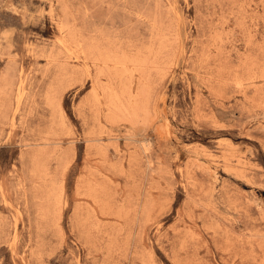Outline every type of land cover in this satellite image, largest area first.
I'll use <instances>...</instances> for the list:
<instances>
[{
  "label": "rangeland",
  "instance_id": "rangeland-1",
  "mask_svg": "<svg viewBox=\"0 0 264 264\" xmlns=\"http://www.w3.org/2000/svg\"><path fill=\"white\" fill-rule=\"evenodd\" d=\"M0 264H264V0H0Z\"/></svg>",
  "mask_w": 264,
  "mask_h": 264
},
{
  "label": "bare ground",
  "instance_id": "bare-ground-1",
  "mask_svg": "<svg viewBox=\"0 0 264 264\" xmlns=\"http://www.w3.org/2000/svg\"><path fill=\"white\" fill-rule=\"evenodd\" d=\"M98 37H99V35H98ZM102 37V36H101ZM173 37V36H172ZM86 38V37H85ZM92 38V37H91ZM93 38H94V35H93ZM103 39V38H102ZM142 39V38H141ZM76 40V39H75ZM106 40V39H105ZM98 41V40H97ZM110 41V40H109ZM116 41V40H115ZM82 42V41H81ZM86 42V41H85ZM89 42V41H88ZM93 42V41H92ZM92 42H91V44H92ZM111 43H112V41H111ZM110 43V44H111ZM87 44V43H86ZM91 44H89L90 46H91ZM104 44V43H103ZM116 44V43H115ZM79 45H81V43H79ZM121 45V44H120ZM126 45V44H125ZM124 45V46H125ZM143 45V44H142ZM99 46V45H98ZM103 46V45H102ZM116 46V45H115ZM115 46L113 47V50L115 49ZM132 46V45H131ZM66 47V46H65ZM133 47V46H132ZM91 48V47H90ZM90 48H89V50H90ZM103 48V47H102ZM106 48H107V46H106ZM111 48V47H110ZM109 48V49H110ZM109 49H107V50H109ZM125 50H123L124 52L123 53H117V52H113L112 50V52L109 50V52H107V54H102L101 56H102V60H103V62H105V63H108L109 64V66L107 67V69L106 70H108V72H109V75H110V78L112 79V78H114V79H116V78H118V79H122L121 77H123L124 75H126L127 73H129V75H131L130 73H132V72H138L139 73V75L140 74H143V72H145V70L143 71V64H148V62H147V60L144 58V60H143V51H141V50H139V48L137 49L138 51L137 52H135L133 55H129V54H127V53H125V52H127L126 51V48H124ZM142 50H143V48H141ZM104 50H105V48H104ZM128 50V49H127ZM136 50V49H135ZM96 51V50H95ZM140 51V52H139ZM119 52V51H118ZM150 52H151V50H150ZM100 53H101V51H100ZM104 53V52H103ZM149 54V53H148ZM97 56H99V55H97ZM100 56V57H101ZM154 56V55H153ZM149 57H150V55H149ZM100 59V58H99ZM151 59H153V58H151ZM87 60V59H86ZM98 61V60H97ZM99 62V61H98ZM145 64V65H146ZM104 65V64H103ZM155 65V64H154ZM158 65V64H157ZM87 66V65H86ZM88 68V67H87ZM100 68V67H99ZM154 68V67H153ZM104 69V68H103ZM102 69V70H103ZM159 69V68H158ZM170 69V68H169ZM150 70H151V68H150ZM99 71V70H98ZM97 71V72H98ZM163 71V70H162ZM166 71V70H165ZM148 72H150L149 70H148ZM99 73V72H98ZM87 74H89V73H87ZM90 76V75H89ZM125 77V76H124ZM139 77H141V75L139 76ZM109 78V79H110ZM142 78V77H141ZM96 79V78H95ZM127 80H128V78H127ZM126 80V81H127ZM94 81H96V80H94ZM122 82L124 81V80H121ZM146 81V80H145ZM148 81V80H147ZM146 81V82H147ZM130 82V81H129ZM108 84V83H107ZM118 84V83H117ZM124 84H125V81H124ZM120 85V84H119ZM126 85V84H125ZM125 85H123V86H125ZM130 85V84H129ZM144 85V84H143ZM93 86V85H92ZM127 86V85H126ZM125 86V87H126ZM131 87H132V85H130ZM145 86V85H144ZM143 86V87H144ZM146 87V86H145ZM123 88V87H122ZM120 89V90H122L123 91V89ZM128 88H130L129 86H128ZM127 88V89H128ZM99 89V88H98ZM97 89V90H98ZM111 89V88H110ZM109 89V90H110ZM114 89H115V87H114ZM130 90V89H129ZM133 90V89H132ZM119 91V90H118ZM131 91V90H130ZM128 91H126V93H127ZM143 92H144V89L143 88H139L138 89V91L136 92L135 91V93H133V95L132 94H129L128 95V100H126V101H128V106L126 105V104H123L122 103V101H121V94H119V93H117L116 91H114L113 89H111V91H110V97H111V99H110V103H111V105H112V102L114 103L113 105L115 106L114 108H116L115 110L117 111V108L118 109H120V110H122L123 109V113H121V111H120V114H124L125 115V112H124V110L126 111V113H127V115H131L130 114V112H129V109H130V111H131V113H136V114H138L137 112H139L140 111V114H142V110L144 109V107H143ZM96 93H98L97 91H96ZM95 93V96H96V98H97V94ZM123 93H124V91H123ZM132 93V92H131ZM145 93H146V91H145ZM125 95V94H124ZM123 95V96H124ZM132 95V96H131ZM129 96H130V99H129ZM102 98V97H101ZM148 97H146V99H147ZM108 99V98H107ZM125 99V98H124ZM130 100V101H129ZM149 100V99H148ZM146 102H147V100H145ZM150 102V101H149ZM148 103V102H147ZM146 103V104H147ZM104 104V103H103ZM107 104H108V102H107ZM112 105V106H113ZM126 105V106H125ZM111 106V107H112ZM129 107V108H128ZM147 107V106H146ZM113 108V109H114ZM126 108V109H125ZM114 111V110H113ZM137 111V112H136ZM147 111V110H146ZM160 111V110H159ZM118 113H119V111H117ZM144 112V111H143ZM117 113V114H118ZM146 113H148V112H146ZM116 114V113H115ZM145 114V113H144ZM143 114V115H144ZM148 115V114H147ZM117 116H119V115H117ZM147 121V120H146ZM231 150V149H230ZM225 152V151H224ZM234 154V153H233ZM194 159V158H193ZM223 159V158H222ZM195 161H197V160H195ZM200 162V161H199ZM203 162V161H202ZM201 163V162H200ZM206 163V162H205ZM203 165V164H202ZM217 165V164H216ZM249 165V164H248ZM225 167V166H224ZM229 167V166H228ZM212 170V169H211Z\"/></svg>",
  "mask_w": 264,
  "mask_h": 264
}]
</instances>
